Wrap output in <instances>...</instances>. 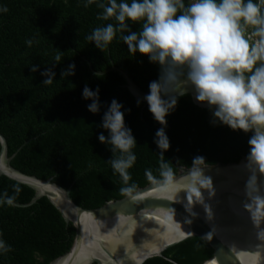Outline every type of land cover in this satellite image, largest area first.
Returning a JSON list of instances; mask_svg holds the SVG:
<instances>
[{"label":"trees","instance_id":"16d2710c","mask_svg":"<svg viewBox=\"0 0 264 264\" xmlns=\"http://www.w3.org/2000/svg\"><path fill=\"white\" fill-rule=\"evenodd\" d=\"M100 2L107 0L88 7L87 0H0V132L7 139L8 155L14 156L11 165L41 179L51 178L71 189L79 206L95 209L162 180V163L174 176L178 166H193L197 156L206 164L236 163L247 157L251 133L214 124L210 109L197 106L190 95L179 98L165 127L148 105L134 98L119 73L93 72L89 62L96 71L115 65L147 93L149 83L160 74L159 65L147 56L129 53L120 33L103 52L87 39L94 28L114 23L97 18ZM190 2L185 0L186 5ZM5 7L7 12L2 11ZM129 23L139 31L140 25ZM28 40L33 41L31 46ZM57 54L61 61L53 66ZM34 64L36 72L31 70ZM72 64L75 75L63 78L61 73ZM47 68L55 72L51 85H43L46 77L41 73ZM85 86L99 89V113L88 110L92 101L82 96ZM113 99L123 105L125 124L136 139L132 149L136 161L128 169L127 183L110 163L120 153L113 154L111 146L98 138L101 133L110 135L101 125ZM162 127L171 144L163 160L155 143ZM5 192L24 204L35 195L28 186L1 176L0 196ZM75 233L47 198L26 208L0 205V240L11 248L0 252V264H50L70 250ZM212 254L208 243L196 237L145 264H202Z\"/></svg>","mask_w":264,"mask_h":264},{"label":"clouds","instance_id":"9594fccd","mask_svg":"<svg viewBox=\"0 0 264 264\" xmlns=\"http://www.w3.org/2000/svg\"><path fill=\"white\" fill-rule=\"evenodd\" d=\"M96 2L87 0L85 7ZM97 7L102 10L99 20L114 21L94 28L87 37L97 49L103 52L120 33L129 53L147 56L150 62L159 65V78L149 83V93L144 97L156 121L166 127L170 111L192 89L195 100L210 109L214 124L251 133L246 158L251 172L246 189L251 195L256 190V173L264 174V0H191L187 5L185 0H107L97 3ZM129 22L140 25L139 31H133ZM26 43L31 46L33 41ZM55 61L53 66L60 63L59 54ZM31 70L38 71V66L34 64ZM41 75L46 77L43 85H51L55 80L51 68ZM61 75L63 78L75 75V65H70ZM82 96L92 101L88 110L99 113V89L93 91L85 86ZM122 108L116 99L111 101L101 125L110 135L101 133L98 138L111 146L113 154L120 153L110 163L127 183L128 169L136 161L132 152L136 139L125 124ZM155 143L163 160V153L171 147L163 127L157 130ZM204 160L202 156L194 157L188 189V199L191 201L194 195L202 204L201 188L210 197L216 194L212 177L198 167ZM161 169L162 183L167 187L172 171L164 163ZM147 175L152 179L150 172ZM15 199L5 192L0 196V205L13 207ZM253 201L252 219L259 227L264 218L261 211L264 198L256 196ZM252 207L245 204V208ZM204 208L210 213L207 204ZM258 235L264 239V230ZM9 251L11 248L0 240V252Z\"/></svg>","mask_w":264,"mask_h":264},{"label":"water","instance_id":"95a60500","mask_svg":"<svg viewBox=\"0 0 264 264\" xmlns=\"http://www.w3.org/2000/svg\"><path fill=\"white\" fill-rule=\"evenodd\" d=\"M109 71L119 73L126 81L129 92L145 105L142 90L129 74L113 65ZM193 102L195 93L189 89ZM0 177L26 185L35 191L29 203L15 202L16 207H30L47 198L67 223L75 228V238L68 252L50 264H145L148 260L164 257V253L191 238L205 240L213 250L202 264H264V239L258 233L264 230V218L259 227L252 219L255 211L253 198H264V174L256 173V190L249 195L246 182L251 174L247 157L236 163H202L205 175L213 179L215 196L210 197L201 188L203 204L193 195L188 199L193 166H178L167 187L162 180H154L125 197L105 205L87 209L79 206L71 196V189L50 179L26 174L11 165L14 156L8 155V143L0 132ZM204 204L210 208L205 211ZM245 204H252L251 209ZM264 212V209H261ZM211 215V219L208 216ZM177 264V263H176Z\"/></svg>","mask_w":264,"mask_h":264}]
</instances>
